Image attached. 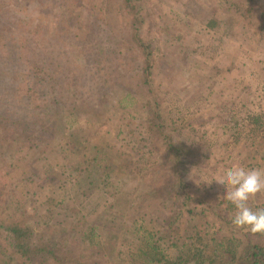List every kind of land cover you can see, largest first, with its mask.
Wrapping results in <instances>:
<instances>
[{"label":"rangeland","instance_id":"obj_1","mask_svg":"<svg viewBox=\"0 0 264 264\" xmlns=\"http://www.w3.org/2000/svg\"><path fill=\"white\" fill-rule=\"evenodd\" d=\"M122 2L0 0V59H11L18 104L29 100L40 112L45 106L35 92L53 86L58 105H47L41 122L59 114L57 124L81 130L86 140L81 153L69 151L61 144L65 129L53 141L32 138L20 153V137L0 128V224L28 226L36 244L49 240L65 252V262L42 264H131L115 254L132 253L129 244L156 227L181 242L195 228L242 240L248 232L232 225L234 208L217 199L225 190L213 179L236 163L264 168V126L244 119L264 118V0ZM54 76L56 82H44ZM72 105L80 109L64 113ZM35 121L21 126L27 136L41 126ZM165 138L186 156L169 161L174 151L166 152ZM53 149L64 159L48 161L60 169L49 183L41 178L42 158ZM24 154L22 162L17 156ZM93 154L111 170L100 185L95 173L74 169ZM32 167L41 173L31 175ZM97 203L105 206L100 215L86 217ZM249 203L264 207V192ZM180 209L178 227L169 228ZM91 226L93 234L84 236ZM211 226L220 229L213 234ZM0 253L11 264H38L1 234Z\"/></svg>","mask_w":264,"mask_h":264},{"label":"trees","instance_id":"obj_2","mask_svg":"<svg viewBox=\"0 0 264 264\" xmlns=\"http://www.w3.org/2000/svg\"><path fill=\"white\" fill-rule=\"evenodd\" d=\"M131 2H133V0H123L122 5L123 7L127 5L129 6ZM140 45L142 46L143 44L140 42ZM14 61L17 62V60ZM59 67L62 73V67ZM10 69L11 59L7 58L3 61L0 59V128L2 130L8 128L9 131H14L20 137V153L23 152V147H25V145L29 143L32 138L38 136V141L40 143L49 142L51 140L53 141V135L61 132L64 133L65 129L67 130V136L65 138L66 140H63L61 144H68L67 146L70 147L69 151L71 152H74V150L80 152L81 146L86 142V140H82V138H80L78 135L81 130L72 132L71 126L68 124L66 125L65 123L66 126L63 123L57 124V122L60 121L62 117L59 116V114L54 115V121L52 119H45L43 122H41V114L43 112L48 113L47 110L49 106L47 105H58L59 98L56 95L52 96L51 94L53 86H50L48 91H42V93L35 92L41 105L45 106L40 112L39 109L41 108L35 109L28 106L29 104H27L26 101L29 100L21 99L20 104H18V90L14 85L13 79L14 71H11ZM56 78L57 80L59 79L58 76H54L53 78H46L44 82H50V80L52 82H56ZM25 88L30 91L29 84ZM65 109L66 110L64 113L69 114L70 112H77L80 108L78 109L76 105H72L66 107ZM155 115L158 117V121H160V116L158 114ZM37 117L40 118L41 126L37 127L36 133L32 137L27 136V134L24 133L25 130L22 129V127L26 128L29 126V124H33L34 126ZM235 117L236 116L234 114L230 115V120L234 121ZM244 119L248 125H253L258 127V129L264 126V118L261 115L247 114ZM227 124L228 120L225 121L224 127H226ZM158 126L160 128L162 125L159 124ZM165 140L168 145L166 152L169 153V151H174V157L171 156L169 161L173 159L175 162L177 158L179 159L183 156H186L187 151L178 149V143L175 144L171 142L170 138H165ZM3 141L5 140L2 137V132H0V148H4L5 143L3 144ZM37 145L40 146V144ZM61 146L62 145L57 146V148ZM76 146H78L79 150L75 149ZM90 149H92V146ZM56 150L53 149L52 152L50 151L44 156V158H42L43 167L41 168H43V175L41 178L45 181H48L49 183L56 182V178L60 169L57 167V165L55 166L48 161L51 160L53 156L57 161L64 159L62 157L64 151L63 153H59ZM17 157L22 162L26 161L25 154L24 156ZM83 157H87V154H85ZM4 159L6 160V158ZM164 161L166 163L168 161V157H166ZM104 164L107 163L100 155L97 156V154H93L92 158L90 157L88 161L82 159L81 156L78 166L74 169L83 174L95 173L96 177L93 176V182L100 185L101 183L108 182V180L111 178V170L109 168H104ZM101 169L102 171H100ZM35 173L39 174L41 171L36 172L35 168L32 167L31 175ZM170 177L174 178L175 175L170 173ZM184 198L186 200L188 199L187 196ZM104 208L105 206H100L97 203L96 206L89 209L86 217H98L100 215V209ZM232 208L233 206L231 204H229L227 207L228 210H232ZM75 211L77 212L78 210ZM180 212L181 209L179 212H177V214H175V217H173L174 220L172 219V223L169 221V228L171 225L179 221L181 216ZM218 217L220 220L222 219L220 215H218ZM177 225L178 224H174V227H178ZM213 227L214 226L210 227L212 228V231H214ZM94 229L95 228L91 226L90 229H88L89 231L84 233V236L88 235L89 233L93 234ZM156 229H153V231L152 229H146L147 232H144V234L145 237H149L148 240H145L143 237L144 234L143 236L138 235L137 243L135 245L129 244L131 249H133L132 253L130 251L128 252V255H123L125 250L122 249L115 254L116 258L121 262H131V264H264V234L261 233L253 234L250 232H245L243 235V241L241 238L235 237L231 233L227 236L212 237V234L210 235V232L208 231L205 232L204 235H198V232L195 228V230L191 232V234L187 236L183 242H181L179 239H175L170 235L167 236L169 231L166 233H160L162 232V227L161 229ZM219 229V227L215 229L213 234L218 232ZM80 233L83 235L82 232ZM0 234L8 242V245L26 261H36L38 264H42L49 259L53 261L63 260V262H65V252L62 251L63 249L59 247L57 243L49 242L48 240L46 243L36 244V237L34 238L35 233L33 229L29 228L28 226H23L18 223H13L9 226L0 224ZM113 238L115 239V237L111 236L110 240H113ZM12 262L13 259L11 256L8 254L4 256V254L0 253V264H11Z\"/></svg>","mask_w":264,"mask_h":264},{"label":"clouds","instance_id":"obj_3","mask_svg":"<svg viewBox=\"0 0 264 264\" xmlns=\"http://www.w3.org/2000/svg\"><path fill=\"white\" fill-rule=\"evenodd\" d=\"M213 181L225 190L217 199L234 208L232 225L253 234H264V207L253 208L249 203L258 193L264 192V168L232 164ZM213 181L202 182L211 184Z\"/></svg>","mask_w":264,"mask_h":264}]
</instances>
